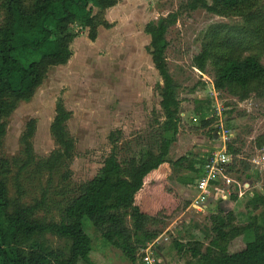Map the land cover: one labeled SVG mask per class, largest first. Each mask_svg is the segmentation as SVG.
Returning a JSON list of instances; mask_svg holds the SVG:
<instances>
[{
	"label": "trees",
	"instance_id": "obj_1",
	"mask_svg": "<svg viewBox=\"0 0 264 264\" xmlns=\"http://www.w3.org/2000/svg\"><path fill=\"white\" fill-rule=\"evenodd\" d=\"M116 4L117 0H0V144L6 134V119L18 104L34 96L50 68L67 64L70 44L80 34L78 29L87 30L93 42L99 26L110 28L103 13ZM197 10L227 18L229 23L206 28L192 66L202 74L210 66L214 91L238 102L250 96L264 97V0H187L176 12L146 24L147 51L162 82L157 85L162 120L156 121L157 132L150 148L120 162L117 148L121 133H111V151L97 175L72 189L66 168L74 149L67 129L71 112L62 99L56 101L49 126L56 148L39 160L32 146L36 123L29 120L19 139L21 157L0 158V264H94L90 255L95 235L135 264L140 251L159 236L158 226L187 207L188 202L165 184L148 180L166 165L199 179L211 155L169 157L179 133L183 101L166 63V34L182 14ZM207 107L211 109L209 102ZM196 110L203 115L201 108ZM209 112L213 115L200 122L203 128L217 121L213 108ZM256 145H264V136L256 139ZM226 151L233 157L239 155L233 142L226 144ZM29 175L37 179L46 175V185L39 184V197L25 203L24 182ZM186 181L191 184L193 179ZM55 186V194L64 199L58 203L57 219L37 217L48 208L49 192ZM68 190L73 194L66 198ZM250 207L249 222L239 226L228 203L219 204L217 213L210 216L209 228L188 227V237L184 242L173 240V249L187 258L184 264H264V197L254 193L245 208ZM258 208L259 215H253ZM46 236L58 239L61 245L49 246L42 240Z\"/></svg>",
	"mask_w": 264,
	"mask_h": 264
},
{
	"label": "rangeland",
	"instance_id": "obj_2",
	"mask_svg": "<svg viewBox=\"0 0 264 264\" xmlns=\"http://www.w3.org/2000/svg\"><path fill=\"white\" fill-rule=\"evenodd\" d=\"M185 1L117 0L114 7L103 13V19L110 28L99 26L93 42L88 39L87 30L78 29L80 34L70 44L71 57L67 64L50 68L34 96L28 102L19 103L6 119L0 158L21 157L19 139L26 123L32 119L36 123L33 152L38 160L49 156L56 148L49 126L58 99H62L64 107L71 112L67 129L74 141V149L66 168L70 172L72 189L97 175L111 151L108 140L111 133H121L117 148L120 162L126 161L133 153L149 149L157 132L156 121L162 120L157 89L162 82L147 51L149 37L144 33V27L176 12ZM2 18L0 12V22ZM232 19L236 21V18ZM215 23H229V19L197 10L182 14L166 34V63L170 75L179 85L178 98L183 101L179 133L169 157L172 160L188 155L201 158L220 149L222 142L214 130L222 124L232 135L228 143L233 142L234 149L239 153L233 157L234 168L230 171V177L240 185H246L240 198L238 192H230L226 200H213L215 202L210 203L204 211L190 206L195 185L186 180L195 179L191 172H176L166 165L162 172L153 174L149 182L165 184L188 205L158 226L159 236L140 251L135 264H146L145 258L150 260V264H157V260L158 264H184L187 258L175 252L172 241L187 238L190 233L188 227L209 228L210 216L217 213V206L224 201L235 216V225H245L249 222V211L252 209L245 208L249 198L254 193L264 197V168H256L258 156L264 149V145L261 148L256 145V139L264 136V97L256 99L250 96L246 101L238 102L226 93L214 91L210 66H207L204 74L192 66V59L200 50L201 34ZM261 63L264 66V57ZM194 101L203 103L196 104ZM207 102L216 113L217 121L203 128L200 123L202 119H209L213 115ZM197 108L203 110V115L197 112ZM29 176L30 179L24 182L22 201L25 203L39 197V184L46 185V175L39 177V180ZM9 190L13 192L11 186ZM56 191V186L50 190L48 208L38 212L37 217L57 219L58 203L64 199L56 195ZM72 194L68 190L66 198ZM232 196L237 199L232 200ZM260 210H254L253 215L258 216ZM84 225L89 227L90 224L84 220ZM42 240L52 247L61 245L58 239L50 236ZM90 260L94 264H130L118 250L105 244L97 235Z\"/></svg>",
	"mask_w": 264,
	"mask_h": 264
},
{
	"label": "built area",
	"instance_id": "obj_3",
	"mask_svg": "<svg viewBox=\"0 0 264 264\" xmlns=\"http://www.w3.org/2000/svg\"><path fill=\"white\" fill-rule=\"evenodd\" d=\"M218 129L215 131V135L221 140V147L220 149L211 152L210 157L204 165L203 177L199 179L196 178L194 184V196L190 204V206L197 209L201 208L204 211L210 203L226 200V195H229L230 192H238V198H240L242 189H244L246 185H240L238 182L231 179L230 171L234 168V163L232 162L235 160L232 155L231 157L227 153L226 144L231 140L232 135L230 130L223 127L222 124ZM256 168H261V170L264 168V149H262L258 156ZM144 262L150 264L148 258H145ZM158 263L159 261L157 260V264Z\"/></svg>",
	"mask_w": 264,
	"mask_h": 264
},
{
	"label": "crops",
	"instance_id": "obj_4",
	"mask_svg": "<svg viewBox=\"0 0 264 264\" xmlns=\"http://www.w3.org/2000/svg\"><path fill=\"white\" fill-rule=\"evenodd\" d=\"M192 175H194L193 173H192ZM194 178L195 179H193L194 181H193V184H195V181H196V176H194ZM225 202V201H224Z\"/></svg>",
	"mask_w": 264,
	"mask_h": 264
}]
</instances>
